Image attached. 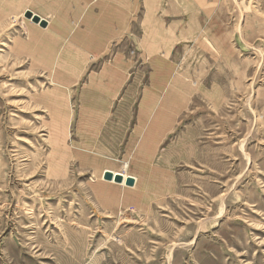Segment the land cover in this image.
Wrapping results in <instances>:
<instances>
[{
	"label": "rangeland",
	"instance_id": "374dc122",
	"mask_svg": "<svg viewBox=\"0 0 264 264\" xmlns=\"http://www.w3.org/2000/svg\"><path fill=\"white\" fill-rule=\"evenodd\" d=\"M121 1L0 0V264H264V0L152 64ZM125 111L171 128H88Z\"/></svg>",
	"mask_w": 264,
	"mask_h": 264
},
{
	"label": "crops",
	"instance_id": "0c3cea01",
	"mask_svg": "<svg viewBox=\"0 0 264 264\" xmlns=\"http://www.w3.org/2000/svg\"><path fill=\"white\" fill-rule=\"evenodd\" d=\"M211 1L212 0H122L118 11H120L121 24L124 32L128 31L130 25L134 24L133 27H135V24H137L139 26L142 36L137 39V44L135 43L136 48L141 51L142 55L147 58V61L152 64V62H157L158 58H161L162 61V57L170 55L175 47L182 45L189 38L196 35L198 29L196 24L201 26L203 19L196 18L195 22L189 20L187 17L188 7L190 6L193 9L200 10L199 12L192 13L203 16V6L205 3L210 4ZM100 3L101 5L99 7L102 9L105 3L103 1H100ZM83 4L84 1H80V5ZM75 8H77L75 5L70 6V9ZM102 12L103 11L99 12L101 18L103 17ZM93 15H91V18ZM192 25L194 26L193 28H191ZM133 40H135L134 37ZM132 66L133 64L130 67L132 68ZM150 70H152V68ZM153 70H157V67H154ZM133 120H135V122ZM99 123L98 126L96 124H91L88 128H100L101 134L109 135L110 130L115 128L114 125L117 124L116 126L119 128L118 135H128L131 133L130 130H132L134 134L139 133L150 135L151 137H162V135L169 132L172 122L171 116L167 115L166 117L164 113L155 117V119L151 117L150 120L148 112L131 114L125 111L122 114L117 113L112 118H107L106 123H104V117H101ZM129 149L130 148L126 149V151ZM106 150L108 151V148H106ZM129 178L133 179L134 184L131 186L133 188L136 179H134L135 177Z\"/></svg>",
	"mask_w": 264,
	"mask_h": 264
},
{
	"label": "water",
	"instance_id": "95a60500",
	"mask_svg": "<svg viewBox=\"0 0 264 264\" xmlns=\"http://www.w3.org/2000/svg\"><path fill=\"white\" fill-rule=\"evenodd\" d=\"M24 18L27 19V20H30L33 24L38 25L41 28H46L47 27V22L45 20H41L39 18V16L33 15L30 11H26L24 13ZM103 178L105 180H111V174L106 172V173H104ZM114 181L116 183L120 184L122 182L121 175L115 176ZM133 184H134V182H133V180L131 178H128L126 180V182H125V185H127V186H132Z\"/></svg>",
	"mask_w": 264,
	"mask_h": 264
},
{
	"label": "bare ground",
	"instance_id": "6f19581e",
	"mask_svg": "<svg viewBox=\"0 0 264 264\" xmlns=\"http://www.w3.org/2000/svg\"><path fill=\"white\" fill-rule=\"evenodd\" d=\"M26 11H29V9L28 10H25V12ZM24 12V13H25ZM31 12V11H30ZM24 13H22L23 14V16H24ZM33 15H36L35 13H33V12H31ZM42 17V16H41ZM41 17H39L41 20H44L43 18H41ZM30 21V20H29ZM46 21V20H45ZM47 22V21H46ZM48 24V23H47ZM106 173V172H108V173H110L111 174V180H105L104 178H103V173ZM117 175H121V178H122V182L119 184V183H116L115 181H114V178H115V176H117ZM129 177H132V176H129V175H127V174H123V173H117V172H113V171H109V170H105V171H103L102 172V174H101V179L102 180H104V181H106V182H108V183H113V184H118V185H121V186H127V185H125V182H126V180L129 178ZM134 178V177H133ZM132 179V178H131ZM135 179V178H134ZM133 180V179H132ZM135 182H136V180H135Z\"/></svg>",
	"mask_w": 264,
	"mask_h": 264
}]
</instances>
